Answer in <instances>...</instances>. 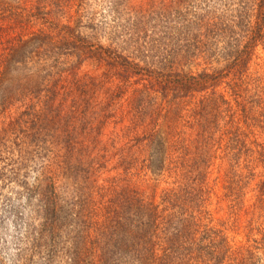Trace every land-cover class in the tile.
<instances>
[{
    "label": "trees",
    "instance_id": "1",
    "mask_svg": "<svg viewBox=\"0 0 264 264\" xmlns=\"http://www.w3.org/2000/svg\"><path fill=\"white\" fill-rule=\"evenodd\" d=\"M209 4L159 0L106 19L87 0H0V163L13 177L35 173L41 235L53 217L72 223L71 264H264V177L257 205L244 204L264 151L254 106L264 87L249 70L264 47V0ZM209 27L229 30V60L185 72L221 63L203 42ZM58 98L59 120L48 117ZM111 119L124 143L116 177L96 186L106 163L91 136ZM214 160L224 220L210 210ZM73 169L87 192L63 186Z\"/></svg>",
    "mask_w": 264,
    "mask_h": 264
},
{
    "label": "rangeland",
    "instance_id": "2",
    "mask_svg": "<svg viewBox=\"0 0 264 264\" xmlns=\"http://www.w3.org/2000/svg\"><path fill=\"white\" fill-rule=\"evenodd\" d=\"M114 1L118 0H87V6L91 3V8L95 11L103 8L104 12L107 14L106 19L117 18V15L125 19L129 8H147L151 3L158 2L159 0H119L122 4L119 6L118 10H115L116 6ZM228 1L229 0H208L210 3L209 6L212 10L218 7H223L225 9V5ZM222 17L224 16L222 15ZM209 29L210 32L206 36V39H203V42L211 43V45L214 46L210 51L212 54H215L216 58L214 56V59L212 56V60H219L221 63L219 66L215 65L216 63L214 62L215 64L205 67L199 65L185 67V72H197L202 68L209 69L210 71L216 70L217 68H220L225 61L229 60L227 57V50L231 43L228 34L229 30L227 28V30H216L211 27H209ZM103 44L105 45L107 43ZM252 61L249 69L251 72L250 74L258 76L261 81L260 83L264 87V47L262 44L257 46L256 56ZM88 69H91V67H88ZM102 69L103 68L94 74L103 73V71H101ZM94 98L96 102H99L98 96H95ZM254 106L257 108L262 107V113L264 116V101H261L260 103L257 102ZM63 116H65V112L60 110L58 98L52 106V109L48 112V117H55L59 120L60 118H63ZM113 121L115 120L111 119L109 120V124H103L102 131L100 130L99 133H94V135L91 136V138L94 137L96 140V146H94L92 156L102 159L101 163H103V160H105L106 163L103 165L105 168H102L101 171H96L97 173H95L94 177L91 176L89 178V181H95L96 186L102 185L103 179L116 177V173L113 171V166L115 165L117 157L113 154L116 153L117 148L121 147L124 142H120L117 139L119 137L117 134L119 133L121 124L114 125ZM256 132L258 134L257 141L259 143V149H264V122L263 126L256 129ZM91 138L87 139L90 140ZM114 139L115 145L112 143V140ZM103 151L106 152L104 157L101 156ZM10 157L12 156L10 155L8 158ZM16 157L19 156L16 155ZM213 162H215V165L209 168V172L211 173L208 176L209 183L214 189V195H212L210 202V210L215 220H224L226 217V204L221 200L223 170L217 167L221 163L219 160H214ZM3 166L4 161L3 164L0 163V175L6 173V175H4V178H6L5 181H0V264H71L70 251L73 250L75 242L73 239L74 234L73 232L68 234L64 229L66 225H69V220L64 221L63 219L53 217L50 219L53 226L52 233L43 231V234L41 235L38 232V225L40 222H43L44 213L41 212L42 217L37 215L38 202L36 195L32 194V192H34L33 188L36 185L34 179L35 173L30 171L32 175L27 174V171L23 168L20 169L19 172V168L16 167L15 171H18L19 174L17 177H13L11 173L2 170ZM252 167L254 168L252 173L257 178L250 182L246 190L244 204L248 208L257 205L258 183L261 178L264 177V151L262 156L255 155ZM11 168L14 169V166L6 167V169ZM93 168H96V165ZM69 171L72 170H67V172L63 173L61 176L63 186L66 187L67 190L69 189L68 191L72 190L74 187H80V190L87 192V188L90 187V182H81L77 178L76 175L78 174H76L74 169L72 172ZM130 185L138 186L133 182ZM147 186L148 185H145L141 188L149 191V187ZM67 190H65V192ZM65 192L62 190L60 191L63 196L65 195ZM252 210L256 212V208H252ZM61 215L62 214H60V217L63 218ZM32 227L34 228V231L31 229ZM69 227L70 229L73 228L72 223ZM49 229L51 230L49 225H47L46 230ZM237 239H239V236ZM115 260L116 258H113V261Z\"/></svg>",
    "mask_w": 264,
    "mask_h": 264
}]
</instances>
